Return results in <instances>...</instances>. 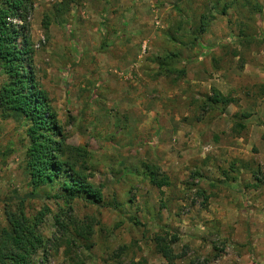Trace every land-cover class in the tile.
Listing matches in <instances>:
<instances>
[{
  "label": "rangeland",
  "instance_id": "1",
  "mask_svg": "<svg viewBox=\"0 0 264 264\" xmlns=\"http://www.w3.org/2000/svg\"><path fill=\"white\" fill-rule=\"evenodd\" d=\"M32 5L26 24L11 21L25 27L63 139L89 152L102 200L70 208L43 188L10 201L33 191L28 126L0 112V231L7 211L48 209L39 228L47 253L34 264H264V0ZM212 89L235 101L225 115L207 104ZM144 165L170 186H152Z\"/></svg>",
  "mask_w": 264,
  "mask_h": 264
},
{
  "label": "trees",
  "instance_id": "2",
  "mask_svg": "<svg viewBox=\"0 0 264 264\" xmlns=\"http://www.w3.org/2000/svg\"><path fill=\"white\" fill-rule=\"evenodd\" d=\"M32 9V0H0V62L7 74V81L0 87V112L5 119L17 115L27 123L29 145L25 171L33 190L22 198L10 201L19 200L23 204L35 200L40 198L38 192L49 188L50 191L57 190L54 199L62 200L70 208L81 199L99 204L101 193L89 183V152L84 147L69 146L63 139L56 114L34 76L33 50L25 36V27L11 21L21 20L26 24ZM176 57L169 56L168 60L174 64ZM178 73L184 76L185 71ZM260 89L264 94V86ZM212 93L207 98V104L225 115L235 101L216 89H212ZM241 116L245 120L251 118L250 114ZM236 127L246 129L245 125L238 124ZM143 167V174L152 186H170L169 178L158 167ZM49 198L45 196V199ZM47 212L48 209L39 216L29 218L22 208L16 213L7 211L8 228L0 231V264H34L37 254L47 253L46 242L39 233ZM56 224L63 226L59 219ZM157 247L166 260L171 263L175 260L169 246L159 241Z\"/></svg>",
  "mask_w": 264,
  "mask_h": 264
},
{
  "label": "crops",
  "instance_id": "3",
  "mask_svg": "<svg viewBox=\"0 0 264 264\" xmlns=\"http://www.w3.org/2000/svg\"><path fill=\"white\" fill-rule=\"evenodd\" d=\"M213 86H218V85H216V83H215V82H213ZM217 88L219 89L220 87H217ZM222 94H223V93H222ZM224 96H225V95H224ZM257 112H258V114H259V112H260V111H258V110H257ZM253 116H254V115H253ZM240 140H241V139H240ZM256 163H257V162H256ZM255 165H256V164H255ZM261 196H262V194H261ZM257 197L259 198V197H260V195L258 194V195H257ZM260 198H262V197H260ZM263 204H264V201H263V203H262L261 205H259V206H261V207H262V205H263ZM260 213H261V214H263V213H264V209H262V208H261V211H260ZM256 226H257V227H261L262 225H261V224H260V225H258V224L256 223Z\"/></svg>",
  "mask_w": 264,
  "mask_h": 264
}]
</instances>
